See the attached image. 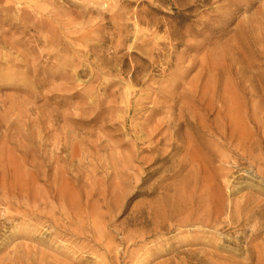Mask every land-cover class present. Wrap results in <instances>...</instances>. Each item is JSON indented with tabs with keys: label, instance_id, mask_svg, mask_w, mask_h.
<instances>
[{
	"label": "rangeland",
	"instance_id": "obj_1",
	"mask_svg": "<svg viewBox=\"0 0 264 264\" xmlns=\"http://www.w3.org/2000/svg\"><path fill=\"white\" fill-rule=\"evenodd\" d=\"M9 7L0 264H264V0Z\"/></svg>",
	"mask_w": 264,
	"mask_h": 264
},
{
	"label": "bare ground",
	"instance_id": "obj_2",
	"mask_svg": "<svg viewBox=\"0 0 264 264\" xmlns=\"http://www.w3.org/2000/svg\"><path fill=\"white\" fill-rule=\"evenodd\" d=\"M12 8L11 7H9L8 9H7V12H4L3 10H0V45H3V44H7V45H9L10 46V44H12V43H10L9 42V40H2L1 41V37H2V34H6V32L8 33V34H10L11 32H13V31H15L16 29H17V20L18 19H16L17 18V16L16 15H13L12 14ZM4 28H6V30H3ZM6 31V32H5ZM196 123H194V122H192V121H190V119H186L185 121H184V124H183V126L184 127H186V126H189V127H193L194 125H195ZM198 126V125H197ZM194 128V127H193ZM198 128H200L201 130H200V132H201V134L202 135H204V136H207V134H208V132H206L205 131V129H202L200 126H198ZM197 128V129H198ZM204 150H206V148L204 147ZM196 151L197 152H203V149H201L200 148V146L199 145H197V148H196ZM218 197V196H217ZM212 198V197H211ZM213 200H215V199H218V198H216L215 197V195H213V198H212ZM211 199V200H212ZM216 201V200H215ZM214 201V202H215ZM247 202V204L248 203H250V204H253V200H248V201H246ZM201 204H202V202H201ZM238 204L239 203H233V208H234V211H237L238 210ZM256 207H261V204L259 203L258 205H256ZM223 208V205L221 206V209ZM241 208V207H240ZM257 208H254V207H250V205L248 204V207H246L245 208V211L246 212H241V213H239V219H238V222L239 221H241L242 219L244 220V221H248V220H250L253 216H254V213H256V210ZM258 215H260L261 216V214H260V212H258ZM231 219H232V221L233 222H235V223H238L237 222V217L236 216H234V215H231Z\"/></svg>",
	"mask_w": 264,
	"mask_h": 264
}]
</instances>
